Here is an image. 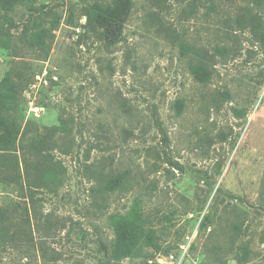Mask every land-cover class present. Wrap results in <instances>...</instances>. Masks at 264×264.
Instances as JSON below:
<instances>
[{
  "label": "rangeland",
  "instance_id": "obj_1",
  "mask_svg": "<svg viewBox=\"0 0 264 264\" xmlns=\"http://www.w3.org/2000/svg\"><path fill=\"white\" fill-rule=\"evenodd\" d=\"M7 13L0 82L22 86L0 264H264V0H0ZM137 199L155 245L113 260L114 216Z\"/></svg>",
  "mask_w": 264,
  "mask_h": 264
},
{
  "label": "trees",
  "instance_id": "obj_2",
  "mask_svg": "<svg viewBox=\"0 0 264 264\" xmlns=\"http://www.w3.org/2000/svg\"><path fill=\"white\" fill-rule=\"evenodd\" d=\"M1 1L3 2V6L6 11H11L14 5L18 2V0ZM119 8L120 7L118 6L113 9L117 15L121 14V8ZM95 16L96 15L94 13L93 19ZM100 20L106 24L104 25L107 30V34H105L106 38L114 36L115 32L112 30V28H115L117 25L116 23L119 20V17L108 15L105 20L102 17H100ZM110 25L112 28H110ZM11 26H15V22L13 18L7 13L3 15V20L0 23V46H10ZM39 37L41 39L43 38L42 35L33 33V35H30L28 38H26V42L33 43ZM16 74L17 76H20L14 70H9L0 82V151L6 149L12 151V154H17L18 152L17 139L19 133V128H17L12 112L15 110L18 92L22 86L19 82V79H14ZM58 129L62 131L68 130L66 120L63 119L61 121V125L54 127L52 134H55ZM3 156L5 155L0 153V174H3L2 172H5V174L7 172H11V176H13L15 166L19 165V155H17L16 158L13 157V155L9 156L8 161H3ZM121 183H123L122 178ZM135 203L136 204H134L132 210L127 216H114V231L116 234V239L111 250V257L113 260H120L132 255H140L147 244L155 245L152 240V231L150 229H145V220L143 218L142 209L143 203H141L139 199H137ZM5 218V215L0 210V229L2 224L5 223Z\"/></svg>",
  "mask_w": 264,
  "mask_h": 264
}]
</instances>
